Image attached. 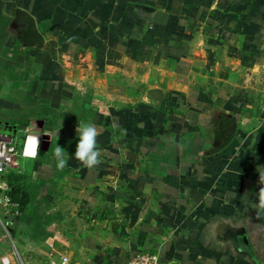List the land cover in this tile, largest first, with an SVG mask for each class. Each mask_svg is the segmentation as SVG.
<instances>
[{"label": "crops", "instance_id": "obj_1", "mask_svg": "<svg viewBox=\"0 0 264 264\" xmlns=\"http://www.w3.org/2000/svg\"><path fill=\"white\" fill-rule=\"evenodd\" d=\"M0 131L28 196L0 177V264H264V0H0Z\"/></svg>", "mask_w": 264, "mask_h": 264}, {"label": "clouds", "instance_id": "obj_2", "mask_svg": "<svg viewBox=\"0 0 264 264\" xmlns=\"http://www.w3.org/2000/svg\"><path fill=\"white\" fill-rule=\"evenodd\" d=\"M76 132L78 134V142L73 154L74 158L89 169L98 167L101 163V160L100 151L97 146V138L101 135V130L93 123H79L77 124ZM39 137L40 136L36 132H30L28 134V141L30 142L32 149V158H35L39 155ZM53 155L57 161V169L63 170L68 163V160L65 158V148L57 144ZM258 173L259 183L264 185V171H258ZM258 201L259 209L264 210V187H261L258 192Z\"/></svg>", "mask_w": 264, "mask_h": 264}, {"label": "built area", "instance_id": "obj_3", "mask_svg": "<svg viewBox=\"0 0 264 264\" xmlns=\"http://www.w3.org/2000/svg\"><path fill=\"white\" fill-rule=\"evenodd\" d=\"M24 154V148L17 145L15 134L0 131V175L7 173L13 167V160ZM2 200L7 206L13 204L7 195H4ZM68 262V257H63L59 264ZM128 264H175V262L163 258L156 252L138 251L130 257Z\"/></svg>", "mask_w": 264, "mask_h": 264}, {"label": "trees", "instance_id": "obj_4", "mask_svg": "<svg viewBox=\"0 0 264 264\" xmlns=\"http://www.w3.org/2000/svg\"><path fill=\"white\" fill-rule=\"evenodd\" d=\"M0 177L5 179L9 185L14 186L13 190L8 192V195L11 197L12 201L18 202L20 210H23L28 203L27 193L25 190H22L21 185L19 186L24 180V176L10 169L7 173L0 175Z\"/></svg>", "mask_w": 264, "mask_h": 264}, {"label": "water", "instance_id": "obj_5", "mask_svg": "<svg viewBox=\"0 0 264 264\" xmlns=\"http://www.w3.org/2000/svg\"><path fill=\"white\" fill-rule=\"evenodd\" d=\"M19 16L22 17L23 19H25L28 23H29V31L31 32L32 36H33V42H39L42 43L43 39L40 36V34L37 32L34 23L32 22V19L29 17L28 14L24 13V12H20ZM44 138H48L47 135H44Z\"/></svg>", "mask_w": 264, "mask_h": 264}]
</instances>
